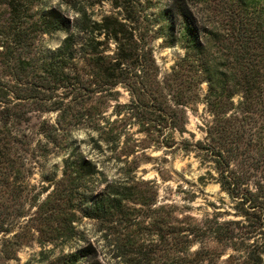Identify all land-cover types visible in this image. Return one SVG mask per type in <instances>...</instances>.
Masks as SVG:
<instances>
[{
	"label": "trees",
	"instance_id": "trees-1",
	"mask_svg": "<svg viewBox=\"0 0 264 264\" xmlns=\"http://www.w3.org/2000/svg\"><path fill=\"white\" fill-rule=\"evenodd\" d=\"M38 1L0 0V224L4 215L28 219L14 233L18 248L28 236L43 245L82 237L80 248L49 264H104L75 224L88 218L120 263H152L148 246L135 239L148 230L167 249L173 245L174 257L164 264H218L224 254L226 264H264V0H240L244 11L261 7L258 28L232 42L199 26L193 5L207 0H173L156 37L184 55L164 74L152 44L136 33V16L129 23L114 14L96 20L80 10L71 19L56 7L37 10ZM58 30L65 38L45 53L40 38ZM119 86L129 91L127 102L120 101ZM199 102L211 118L202 138H187L189 109ZM112 106L116 118L107 115ZM50 112L53 121L43 118L32 129L34 113ZM77 128L96 134L95 145L111 153L117 176L70 147ZM38 134L45 142L34 146ZM152 146L201 156L232 200L233 218L197 220L176 204L157 205L154 183L137 176L143 163L137 147ZM56 148L66 151L61 175L32 194L34 163ZM10 231L0 226V234ZM51 252L42 248L39 260Z\"/></svg>",
	"mask_w": 264,
	"mask_h": 264
},
{
	"label": "rangeland",
	"instance_id": "rangeland-1",
	"mask_svg": "<svg viewBox=\"0 0 264 264\" xmlns=\"http://www.w3.org/2000/svg\"><path fill=\"white\" fill-rule=\"evenodd\" d=\"M173 0H39L36 9L56 7L71 19L79 15L80 10H86L93 19L100 20L108 14H114L123 21L129 23L131 16L139 18L138 22L133 23L136 27V33L144 36L145 40L152 44L157 63L162 74L171 70L175 62L184 55V50L179 45L167 46L166 41L162 37H156L162 25L167 24L163 15L164 10L171 5ZM258 6V5H257ZM243 5L240 0H207L193 5V10L201 28L211 29L218 33L221 38L230 40L236 39L235 35L249 36L257 30V15L261 11V7L256 10H242ZM2 11V8H0ZM66 31L58 30L51 34H45L39 40L40 48L49 53L50 50L56 48L65 38ZM218 41L214 43V50L218 49ZM112 48L114 43L111 42ZM120 101L127 102L130 98L129 91L119 86ZM207 91V84L202 86V92ZM236 100L239 96H236ZM112 101L111 104H115ZM110 118H116L113 114V106L107 111ZM32 129L37 128L40 120L43 118L53 121L56 112L50 113H34ZM211 118L207 111L206 104L199 102L189 109L188 132L185 134L187 138L200 139L204 135L202 128L204 124ZM130 126V125H129ZM136 131V127L131 129ZM192 134V135H191ZM92 133L84 128L74 129L70 139V147H78L87 156L93 158L101 164L104 170L110 176H117V163L110 158V152L100 151L93 140ZM135 138H142L143 135L134 133ZM178 139H181L177 135ZM39 141L45 142L41 135L35 137L34 146ZM69 147V149H70ZM105 149V148H104ZM138 154L143 160L137 171V176L152 181V184L158 189V203H172L178 206L179 212L191 214L197 220H203L207 216H219L221 219L233 218V203L226 192L220 185L216 183L208 174L209 165L202 161L201 156L196 152H186L180 147H149L146 149L138 148ZM66 151L63 149H54L48 157L41 158L34 163V173L31 177V193L35 194L44 186L49 184L48 179L53 175L60 176L63 165V157ZM134 156L129 157L132 160ZM204 178V179H202ZM45 197V194L42 195ZM35 208L31 210L33 212ZM5 224H0L2 228L11 230L8 233L0 234V264H49L54 255L61 252H71L80 248L85 241L74 238L65 242L60 239L56 244H40L36 239L28 236L29 242L18 248L13 239L15 232L22 231L28 219H16L12 216L4 215ZM28 224H31L30 222ZM78 227L84 231V235L89 238L99 250V256L104 264H125L120 263V257H114V251L108 246L106 241L102 239V235L97 231V223L88 218H80L79 222H75ZM148 230H140L136 235V240L145 243L148 251L152 255L151 264H164V262L172 261L174 250L172 243L167 249L164 241L157 234H151ZM9 239V241H8ZM45 249H53L48 253L49 259L39 260V252ZM167 249V250H166ZM228 250L227 252H229ZM4 255L12 256L11 258H3ZM226 254L218 261V264H226L224 259Z\"/></svg>",
	"mask_w": 264,
	"mask_h": 264
}]
</instances>
